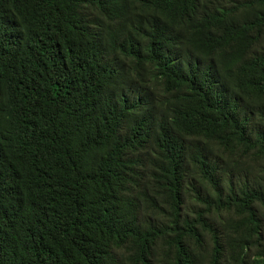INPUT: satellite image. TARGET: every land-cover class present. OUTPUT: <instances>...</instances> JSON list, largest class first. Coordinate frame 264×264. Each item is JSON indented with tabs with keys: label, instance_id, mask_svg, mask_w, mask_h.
<instances>
[{
	"label": "trees",
	"instance_id": "trees-1",
	"mask_svg": "<svg viewBox=\"0 0 264 264\" xmlns=\"http://www.w3.org/2000/svg\"><path fill=\"white\" fill-rule=\"evenodd\" d=\"M0 264H264V0H0Z\"/></svg>",
	"mask_w": 264,
	"mask_h": 264
},
{
	"label": "rangeland",
	"instance_id": "rangeland-1",
	"mask_svg": "<svg viewBox=\"0 0 264 264\" xmlns=\"http://www.w3.org/2000/svg\"><path fill=\"white\" fill-rule=\"evenodd\" d=\"M223 160H226L225 157H222V158H221V161H222V162H223ZM228 163H230V161H229ZM225 164H227L226 161L224 162V168H225L226 172H228V168H229V167H228V164L226 165V167H225Z\"/></svg>",
	"mask_w": 264,
	"mask_h": 264
},
{
	"label": "clouds",
	"instance_id": "clouds-1",
	"mask_svg": "<svg viewBox=\"0 0 264 264\" xmlns=\"http://www.w3.org/2000/svg\"><path fill=\"white\" fill-rule=\"evenodd\" d=\"M225 169V168H224ZM226 171V170H225Z\"/></svg>",
	"mask_w": 264,
	"mask_h": 264
}]
</instances>
